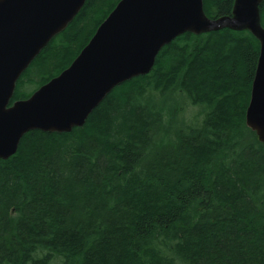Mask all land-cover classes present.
I'll list each match as a JSON object with an SVG mask.
<instances>
[{"label":"trees","instance_id":"trees-1","mask_svg":"<svg viewBox=\"0 0 264 264\" xmlns=\"http://www.w3.org/2000/svg\"><path fill=\"white\" fill-rule=\"evenodd\" d=\"M120 1L87 0L28 73L61 74ZM259 56L247 30L185 33L83 127L27 133L0 159V264H264V144L246 125ZM179 93L201 121L178 120Z\"/></svg>","mask_w":264,"mask_h":264},{"label":"water","instance_id":"water-1","mask_svg":"<svg viewBox=\"0 0 264 264\" xmlns=\"http://www.w3.org/2000/svg\"><path fill=\"white\" fill-rule=\"evenodd\" d=\"M87 0H0V159L8 160L33 130L70 133L116 87L154 69L177 37L247 30L260 56L246 125L264 143V0H235L231 15L210 18L204 0H121L72 64L32 96L11 104L17 83Z\"/></svg>","mask_w":264,"mask_h":264},{"label":"rangeland","instance_id":"rangeland-1","mask_svg":"<svg viewBox=\"0 0 264 264\" xmlns=\"http://www.w3.org/2000/svg\"><path fill=\"white\" fill-rule=\"evenodd\" d=\"M28 70L25 72L21 81L18 82L16 94L14 95L11 103H14L17 100H24V99L29 98L41 86H43V79H41L39 77V75L29 74L28 72H30V69H28ZM54 73H50V74H54ZM168 96H170V95H168ZM174 96L179 99L178 103L180 106H182L181 107L182 113L178 116L179 121H182V120L187 118V120H189V123H191V122L196 123L197 120L198 121L202 120L203 115L198 114L201 112V109L203 108L202 106L192 105L191 102L187 100V97L185 95H180V93L176 94ZM156 100L158 102H160L159 101L160 100L159 95L156 96ZM169 100H170V98H169ZM197 115H200V118H196ZM195 119H196V121H195Z\"/></svg>","mask_w":264,"mask_h":264}]
</instances>
